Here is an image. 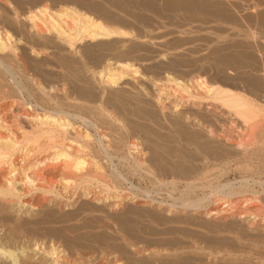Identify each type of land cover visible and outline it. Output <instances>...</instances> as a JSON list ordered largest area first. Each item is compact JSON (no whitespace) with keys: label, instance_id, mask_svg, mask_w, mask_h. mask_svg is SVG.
Instances as JSON below:
<instances>
[{"label":"rangeland","instance_id":"obj_1","mask_svg":"<svg viewBox=\"0 0 264 264\" xmlns=\"http://www.w3.org/2000/svg\"><path fill=\"white\" fill-rule=\"evenodd\" d=\"M39 7L52 13L69 8L128 35L84 40L69 47L55 34H46L41 25L39 34L29 29L26 16ZM0 22V28L15 39L16 57L10 61L15 82L37 94L30 99L22 91L17 104L27 112L40 113V107L63 110L79 134L86 131L90 139L96 138V132L103 134L101 144L85 139L93 148L84 155L101 167V180L111 189L104 202L97 201L106 195L99 184L89 187L93 191L87 197L73 186L74 190L69 187L64 192L60 179L66 175L59 169L43 170L46 182L55 181L60 195H27L23 201L33 208L23 206L21 212L15 205L3 209L0 200V240L9 230L16 233L17 247L40 239L43 245L31 247V242L23 250L31 256L28 264H51L46 252L52 239L73 264H264V146L256 143L245 155L236 149L240 122L210 101H202L199 109L188 103L180 106L217 134L225 126L232 141L187 124L185 134L190 139L178 143L173 99L165 100L166 110L155 99L157 89L169 85L167 79L187 84L199 77L207 85L245 95L264 110V0H0ZM122 63L130 64L136 74L124 76L114 88L101 83L99 71L107 64L115 68ZM38 83L48 97H41ZM8 84L13 86L11 80ZM7 114L9 121L11 113ZM263 132H257L261 138ZM70 133L67 137L75 136ZM194 135L199 138L186 141ZM132 141L140 144L138 157L126 147ZM35 154L27 162L47 156L46 151ZM132 159L145 164L135 167ZM16 166L22 167L20 162ZM172 178L174 185L169 183ZM243 178L249 186L245 196L216 202L213 197L198 209L179 205L181 196L202 199L211 185L237 186ZM189 182L191 190L185 188ZM117 197L125 202L112 206ZM245 198H256L257 203L244 206ZM226 201L235 202L234 207Z\"/></svg>","mask_w":264,"mask_h":264},{"label":"bare ground","instance_id":"obj_2","mask_svg":"<svg viewBox=\"0 0 264 264\" xmlns=\"http://www.w3.org/2000/svg\"><path fill=\"white\" fill-rule=\"evenodd\" d=\"M17 19H18V16H17ZM26 21L29 24V29L33 31L35 34L40 33L41 28L39 25H41L44 28L46 34L47 33L55 34L57 37L62 38L69 47H73L75 43H80L84 40L94 41L98 39H111L119 35H128V33H126L125 31L107 27L104 24H101L99 21H96L92 19L91 17L87 16L86 14H82L81 12H77L69 8L59 11V12L52 13L44 7L43 8L39 7V8H36L33 12H30L27 14ZM6 28H9V27H6ZM3 29L4 28L2 29L0 28V105H1L0 107L3 108V111L0 112V200L4 204L3 209L11 210L12 205H15L18 207L17 212H21L23 206L32 207L30 206L29 203L24 202L23 198L33 193H40L43 196H50L53 198H56L57 196H59L60 194L57 192L56 188L53 185L55 181L53 183H50L49 181L46 182V179H44L43 170H46V169H49V170L59 169L61 174L63 173L66 175V177H63L64 176L63 175L62 176L63 178L60 179L62 182L60 186L62 187V190L64 192L68 190L69 187L73 186L74 188L76 187V189L78 188L81 190L82 196L87 197L93 191V190L91 191L89 187L95 183V184H99V186L101 185L103 188V193L106 194L103 196L102 199L100 198L97 199V201L98 200H101L103 202L106 200L108 201L109 197L107 196V192L110 191L111 189L101 180V178L103 177V171L101 167L97 164L96 161H94L91 158H87L84 155L85 153L88 154L87 152L93 148V146L91 148V145L89 143L90 140L92 141L94 139L97 143L101 144L105 136H103V134H99L98 132H96L97 133L96 138L90 139V136H89L90 134H88L86 131L85 132L83 131L84 132L83 134H79L77 130H75V127L72 125V123L66 120L68 118L66 117L64 112H62L63 110L62 111H49L48 108L46 107L45 108L40 107L41 108L40 113L33 111V109L31 110V112H27V110L23 108L24 106H22L21 104H17L16 99L17 100L22 99L21 98L22 91L23 92L25 91L26 93L25 95L30 97V99L31 97L34 96L33 94L35 93H32V91L29 92L28 88L23 86V84H21L19 81L15 82V78L13 76V74L15 73H13V70L10 64L11 63L10 61H12L16 57V53H15L16 48L14 44L15 39H13V36L11 33ZM31 37L33 36L31 35ZM84 56L86 57V55ZM104 68L105 69L103 70L100 69L101 71L98 72V75H99L98 78L99 77L101 78V83H103L104 85L110 86V87L117 86L119 82L124 78V76L126 75L128 76L130 74H136V71H134V69H132V66L128 63L118 64L115 68L114 67L112 68L110 64H107ZM10 80L12 81V85L14 87L13 86L11 87V85L8 84V81ZM166 82L171 87L168 85L167 87H164V88H158L155 99H156L157 104H159L162 110L167 109L166 105H164L165 100L168 99V97H171L173 99V102L171 104V111L174 112V114L176 113L177 115L176 118L178 117V120H175V124L178 125L177 130L179 131V132L178 131L176 132L179 135L177 134L178 136H175V139L178 141V143H182L183 141H185L184 139L186 138L190 139L189 134H188V137L186 135L187 133L185 134V132L188 131L185 129L187 124L193 125L199 129L202 128L210 136H213L216 138L217 137L223 138L224 140L228 142L231 140V136L229 134L230 130L224 129L225 126H221L219 134H217V131H214L210 126H206L204 122L199 118V116L195 115L194 113L184 111L183 109L181 110L182 106H180V105H185L188 103L194 106L195 108L199 109L201 103H203L202 101H210L211 103L218 104L219 107H221L222 109H225L227 113L234 116L240 122V125H241L240 127H241L242 132L240 133V137H238L237 142L233 144V146L236 149L242 150L244 152L243 154L245 155L247 153V152L245 153V151L250 149L251 146L255 145L256 143L261 145V147L264 146V144L262 143V139L264 137L261 138L262 133L261 135L258 134L264 131V125H263L264 124V110L258 107L254 103V101L245 97V95L244 96L239 95L231 91L230 89L220 88L215 85H207L204 79L199 78V77L189 80L187 84H184L182 82L172 80V79H167ZM36 89H38L37 91L40 93V95H42L41 97L43 96L48 97V95L45 94L46 92H44L45 89L41 85H39V83L36 86ZM167 91H171L172 93L167 94L168 93ZM182 93L185 94L186 96L184 95L185 97H183ZM14 106L16 107V109H12ZM8 112L11 113L9 121L7 120V117L9 116L7 114ZM70 118L72 117H69V119ZM74 118L75 116L72 118V120H74ZM70 131L71 133L75 135L74 137L72 136L67 137ZM190 135H193V134L190 132ZM194 136L195 138L191 137V140L187 139L186 141L193 142V140H195L196 136L198 135H194ZM263 136H264V132H263ZM78 138L79 139L81 138L82 142H80L81 140L78 141ZM197 138H199V136ZM85 139H88L89 141ZM202 146L204 147V145ZM126 147L131 154H136V156L139 155L141 152L140 144L137 141L127 142ZM207 149L205 148V150ZM263 150H264V147H263ZM40 151H44V152L46 151L47 156L41 160L27 162V159H29V156L31 154L33 153L35 154L36 152H40ZM210 153L211 152H209V154ZM131 161H132L131 163H133L132 165L135 167H140L143 164H145L144 160L136 161L132 159ZM16 162L18 163L20 162L23 168L17 167ZM157 164L159 165V163ZM168 164L171 165V163H168ZM162 166L164 168V165ZM162 166H161V169H162ZM180 166L183 168L182 165ZM146 167L149 168L147 165ZM153 167L155 168L157 167V165ZM156 169H158V167ZM159 169H160V165H159ZM150 170L151 169H148V172ZM187 172H188V168H187ZM239 181L240 182L238 183L237 186L235 185V183H225V184L215 183L214 185H211L208 192L206 193V195L203 196L202 199L197 198L198 200L195 199V201L181 199L182 197L181 196L178 200L180 202L179 205L182 209H185V208H197L198 209V207L202 205L204 201L209 202L213 197L216 198L214 200L216 202V201H222L225 199L230 200L233 197H238V196L242 197L243 195L245 196V194H247L246 192L249 191L248 181L244 178L240 179ZM190 182L186 183L185 185V188H187V190H191L193 188L192 183ZM169 183L171 185H174L176 181L174 178H172V180ZM113 189L115 191L117 190V188L115 187H113ZM253 196H255V193L253 194ZM47 199L43 198V200L50 202V198H47ZM112 201H113L112 206H116V204H119L120 201H124V200H121L117 197L115 200H112ZM226 202L229 208H233L235 205V202H232V201L230 202L226 201ZM250 202L257 203V199L247 198L245 200L244 206H246ZM82 226L84 225L81 224L79 227H82ZM15 229L16 228H14V231ZM13 233L14 232L9 230V234H7V236L4 239L0 240V259H3V261L1 260L0 263L1 264H28L31 261V256H26L23 253V250L26 248H29V245H30L29 243L31 242L33 244V246L31 247L43 245V242L40 241V239L35 240V241L26 240V243H28V245L21 244L20 247H17L15 245L17 239L15 238L16 236H14L16 233L14 234ZM46 235L47 234H45V236ZM78 236L80 237V235ZM99 236L100 235H98V237ZM131 238H132V235H131ZM77 239H80V238H77ZM77 245L78 244H76V246ZM60 247L61 246L59 245V243L56 241H53V239L48 241V245H47L48 250L46 254L50 258L49 260L51 264H73L74 261H70L68 257L65 256L66 253L65 255H61V252L63 251L59 249ZM18 251H19V255H18ZM24 255H25V258L19 261V258L24 257Z\"/></svg>","mask_w":264,"mask_h":264},{"label":"crops","instance_id":"obj_3","mask_svg":"<svg viewBox=\"0 0 264 264\" xmlns=\"http://www.w3.org/2000/svg\"><path fill=\"white\" fill-rule=\"evenodd\" d=\"M80 11H82V9ZM146 11H152L153 12V10H151L150 8H146Z\"/></svg>","mask_w":264,"mask_h":264}]
</instances>
